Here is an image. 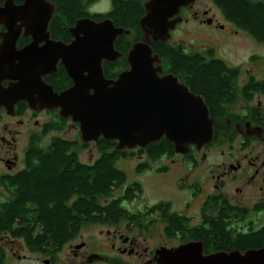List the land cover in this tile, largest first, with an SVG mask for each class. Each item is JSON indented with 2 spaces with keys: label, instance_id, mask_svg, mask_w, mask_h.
<instances>
[{
  "label": "trees",
  "instance_id": "16d2710c",
  "mask_svg": "<svg viewBox=\"0 0 264 264\" xmlns=\"http://www.w3.org/2000/svg\"><path fill=\"white\" fill-rule=\"evenodd\" d=\"M87 1L89 4L95 0ZM144 1H114L116 8L111 18L118 24L131 25L136 31L132 37L123 36L114 42L115 49L122 53L141 40L142 33L137 28V20L143 12ZM213 1L227 20L264 43V0ZM54 3L56 13L52 22L57 29L55 36L62 38L63 34L57 32L60 23L65 15L67 19H73L82 14L81 0H54ZM151 47L153 53L159 54L163 71L177 76L189 90L201 95L208 105L209 114L215 119L212 143L219 140L218 137L224 138L228 131H236L228 125L226 119L231 121L233 117L245 118L231 114L227 106L235 103L238 96L251 102L256 94L264 95V79H258L246 69V80L239 87L237 81L241 76V67L227 65L211 47L202 52H188L182 43L173 44L169 41L153 42ZM124 56L115 62H103L102 69L107 78L115 77L120 69L126 67ZM61 77L66 79L64 72L59 69L57 74L45 77V80L55 90H61L70 84L68 81L64 84ZM25 109L27 105L20 102L14 110L21 115ZM48 113L51 119L42 123L39 132H32L27 138L23 167L0 175V234L7 233L12 238L20 239L31 250L42 245L59 249L86 225H111L126 220L140 229H147L151 222H147L146 217L150 212L159 211L162 217L172 218L163 229L168 237L176 235L181 243L200 240L203 242L204 253L264 247V225L248 234L239 232L236 237H232V233L237 230L229 227L224 218L244 216L245 212L237 207L221 209L215 214L218 219L203 215L206 220L194 226L190 225L188 217L171 213L170 204L162 200L137 212L128 211L123 206V199L134 198L140 194L141 188L134 182L125 188L122 197L112 198L113 190L127 180L125 172L116 167L117 160L133 158L135 154L145 155L147 161L137 164L135 168L138 172L151 169L152 163L158 158L175 155L173 144L162 138L145 148L119 150L115 141L100 137L93 144L98 152L97 158L92 163H84L79 157L88 145L79 139H67L56 134L46 145L41 144L47 133L61 132L70 123L57 112ZM250 113L252 122L264 121L259 107L252 108ZM237 119L234 121L241 126Z\"/></svg>",
  "mask_w": 264,
  "mask_h": 264
},
{
  "label": "water",
  "instance_id": "95a60500",
  "mask_svg": "<svg viewBox=\"0 0 264 264\" xmlns=\"http://www.w3.org/2000/svg\"><path fill=\"white\" fill-rule=\"evenodd\" d=\"M193 1H147L140 20L143 37L125 54L129 68L109 79L102 64L124 56L114 42L129 30L110 19H80L70 29L74 39L65 44L49 38L53 8L47 1L25 0L16 6L5 0L0 7V25L6 29L0 43V108L11 116L19 102L33 111L57 109L62 118L78 125L81 142L95 144L102 137L115 141L119 150L145 148L162 138L179 155L189 154L190 147L208 146L215 132L208 105L173 73H163L159 54L151 47L169 39L170 29L181 20L170 18ZM22 30L33 40L17 49ZM58 62L72 82L60 92L44 80L56 72ZM245 126L250 134L251 125ZM153 255L144 264H264V247L204 253L200 240L162 245Z\"/></svg>",
  "mask_w": 264,
  "mask_h": 264
},
{
  "label": "flooded vegetation",
  "instance_id": "af4514ba",
  "mask_svg": "<svg viewBox=\"0 0 264 264\" xmlns=\"http://www.w3.org/2000/svg\"><path fill=\"white\" fill-rule=\"evenodd\" d=\"M45 1H47V3H49L50 6L53 8L52 17L49 20L48 25H47V31H48L47 33L49 34V38L52 40L62 41L65 44L70 43L74 39V37L72 36L70 32V29H72L76 25L77 21L80 19H90L95 22H101L105 19H110L113 21L114 26L123 27L125 30H129L128 34L118 36L116 38V42H117V39L120 37H123V36L132 37L136 33L134 27H132L131 25L126 26V25L118 24L115 19L111 18V15L114 13L115 8H116L115 2H114L115 0H95L91 3L89 2V4L87 0H81L80 6L82 7V12H81L82 14L77 15V18L75 17L73 19H67L66 15L64 16L63 14L62 17L64 16V19H62L63 21L60 23V27L57 31L60 34H63L62 35L63 37L62 38L56 37L55 36V34L57 35V33H55V31L57 30L56 25L55 23L52 22V19L56 13V8H55L56 4L54 3V0H45ZM105 1H109L108 7L102 6V4ZM147 1L149 0H146L142 3L143 12L139 14V18L137 20V28L142 33L141 39L143 37V29L140 26V20L142 17H144L146 13L145 3ZM198 1H202V0H195L193 1V3L189 4L188 6L180 7V10L177 12V14H175L174 16L170 18V20H174V19H177V17H181V20L174 24L173 29H170V34L172 31L176 29V27H178V25H183V24L190 23V22L196 23L199 26H208L213 29L217 28L221 30V32L224 33L228 31L227 30L228 28L222 24H219L216 21L217 13L219 14V16L222 17L223 20H225L227 24L232 25L231 30L233 31V33L238 34L241 32H244V33L247 32L242 27L240 28L238 25H235L234 23L227 20L215 1L209 0L212 2V6L209 7L208 9H205V8L201 9L200 6H197ZM12 2L14 5L20 6L25 3V0H12ZM101 2H102L101 4L102 7L98 8L97 5H99ZM4 4H5V0H0V7L4 6ZM212 11L214 12L212 13ZM95 16L97 17L101 16V17L100 19H96L94 18ZM5 32H6L5 27L3 25H0V43L2 41V33H5ZM19 34L20 36L18 37L17 43L15 45L17 49H20L22 46L28 44L29 42L33 40L32 36L30 35L24 36L23 30ZM166 41H168V39ZM257 42L260 43L259 41ZM122 47L124 48V46ZM126 53L127 51L123 53V55H125ZM124 60L126 62V67L120 69L119 73L129 68L127 61H126V55L124 56ZM59 69H61L64 72V76L66 77V79L61 77L62 82L66 84L65 82L68 81V83L70 84L61 90H55L54 86L50 84L53 86L54 90L57 92L63 91L72 85L71 79L68 77L66 71L64 70V67L62 66L60 62L57 63V69L55 70L56 72L44 76V80H45V77H50V76H54L55 74H57ZM163 73L167 74L169 72L165 73L163 71ZM117 75L113 78H116ZM109 79H112V78H109ZM4 84H6V81L3 82V85ZM25 104L27 105V103ZM25 110L26 111L23 112L21 115L16 114V111H15V115L11 116L6 113L3 107H1L0 108V111H1L0 122L2 121V115L4 112L8 116H10L11 119L12 118L17 119V122L19 124L21 123L20 121H22L19 118H22L23 116H25L28 111L32 113L33 115H36L38 112H42V111L30 110L28 105H27V109ZM43 111L49 115L48 120H50L52 116L48 113V110H43ZM51 111L57 112V114L59 115L57 109L51 110ZM262 114L264 117V112ZM235 119L237 118L233 117L231 121L226 119V122L228 123V125L232 126L236 130L239 137L242 139L241 140L242 148L246 149L250 147L251 145L253 146V143H258V142L264 144V121H261V122L253 121L249 124L244 119L239 118L236 121L241 122L242 125L240 126L238 123L234 121ZM48 120H46L45 122H47ZM72 124L78 127L77 124L75 123H72ZM245 124L251 125V127L248 129V132L250 134L246 132ZM66 128L64 130H66ZM0 130H1V133H0V163L4 165L7 169H12V167H16L17 166L16 164H18L19 162L18 160L19 157L16 156L17 148L15 144L17 141L16 137L20 136L19 135L20 132L14 131V129L10 128L6 123L3 125L0 124ZM50 133H56V132H50ZM29 134L27 135L29 136ZM48 134L49 133H47V135ZM197 150L198 149H195L194 147H190L189 154L187 155H179L174 152L175 155L171 157H160L152 163L151 167L163 158L167 160H171V158L179 156L180 159L186 160L185 163L189 167L195 168L197 162L195 163V156H194V153L192 152L197 151ZM204 157L205 156L203 155V158ZM139 158L140 159L137 162V164L147 161L146 156L144 157L142 155ZM152 168L139 171V172L136 169V172L140 174V173L146 172L147 170L151 171L153 170ZM159 168L160 170L158 171ZM167 170H168L167 167L158 165L156 166L155 172L157 176H161V175H165L167 173ZM209 170L211 171V177L214 179L213 185H212L213 191L210 192V194H206L204 196L203 204L204 205L206 204L205 207H207V209L211 211L210 217L212 219H218L219 217L215 216V214L218 213L221 209L237 207V209L245 212L244 216L240 215V216H236V218L234 216L229 217V218H224V221L229 223V227L237 230L232 233V237H236L237 233L239 232L243 234H248L251 230H257L259 228H262V226L264 225V221H263V217L262 216L260 217V215L264 214V151L249 149L245 153H243V155L239 159L235 157L234 158L229 157V158L223 159L220 163H216L214 165L209 164ZM134 182H137L140 185V188L142 189V185L139 181H135V180L132 182L126 181L125 183H123L122 185H120L119 187L113 190V193L116 192L117 190H120L121 193H119L120 195H116V196L112 193V198L122 197L123 195L122 192H124L125 188L129 184H132ZM182 187L179 186V189L180 188L182 189ZM188 187L190 188L191 186H188ZM183 190L185 189L183 188ZM139 195L140 194L138 193L137 196H135L132 199H129V197L124 198L122 201L123 206L128 211H130V208H128L127 205H129V203H133ZM196 196L197 194L195 192H193L191 195L192 198H195ZM162 201H166L170 204L171 213H176L178 215L188 217L189 223L192 226L199 225V223H201L203 220L204 221L206 220L202 218L200 219V221L194 223L192 215H187L185 213L184 214L179 213L178 211L174 210V206L170 201L168 200H162ZM223 203H225V205ZM148 207L146 206L145 208H148ZM187 208H188V205L185 207V211ZM146 218H148L147 222L148 221L151 222V224L148 225L147 229H149V227L152 226L156 222V220L160 219V221H162L164 225V228L165 226H168V224L170 223L169 220L170 219L172 220V218L162 217L161 212L159 211L150 212ZM211 218H208L207 220ZM100 225H109L110 227H112L111 231L110 229H107L105 231L107 232V234L109 235L112 241L109 244H103L105 246L98 245L96 243H89L86 241H82L81 233L78 232V234L75 237L71 238L66 243L61 245L59 249H53L45 245H42L40 247H37V249L35 250H31L20 239L12 238L11 236H8L7 233H3V236H5L7 239L5 242L0 240V264H28L30 262H36L40 264H62V261H61L62 254L65 255V259H66L65 261L67 264H138L135 262L122 259L121 255L127 254V256H138V255L141 256L140 251H139L140 249L136 248V241L134 237H129V235L127 234L129 231H125L127 230V228L128 229L131 228L132 230H135V229H139V227L135 226V224L132 222L129 223L126 220H121L118 223L111 224V225L110 224H100ZM164 235L167 240L177 238L176 235L172 237H168L165 233ZM2 238L4 237L0 236V239ZM179 244H182V243L179 242L177 245ZM177 245H174V246H177ZM104 247H109V250L106 251ZM153 254H154V250L150 252V255L147 254L148 257L145 259V262L150 261V259H152L154 256ZM150 264H156V263L152 262Z\"/></svg>",
  "mask_w": 264,
  "mask_h": 264
},
{
  "label": "rangeland",
  "instance_id": "374dc122",
  "mask_svg": "<svg viewBox=\"0 0 264 264\" xmlns=\"http://www.w3.org/2000/svg\"><path fill=\"white\" fill-rule=\"evenodd\" d=\"M102 2L97 5L98 8L102 6L108 7L109 1H105L102 6ZM197 6L200 8L208 9L212 6V2L209 0L198 1ZM96 7V6H95ZM214 11H212L213 13ZM216 21L219 24L226 26L228 31L221 32L219 29H213L208 26H199L196 23L190 22L183 25H178L174 31L171 32L168 41L173 44L182 43L185 50L188 52L199 51L202 52L204 49L213 48L216 51V56L221 58L229 66H240L242 69L241 76L237 83L240 87L246 80L245 70L256 76L258 79H264V43H258L255 39L250 37L246 32L233 33L231 26L222 19L217 13ZM230 27V28H229ZM259 107L264 112V95L256 94L252 101L242 100L240 96L237 97L235 103L231 106H227L228 111L231 114L242 115L247 123H251L250 111L252 108ZM22 121L19 124L17 119L10 118L5 112L2 115L1 125L7 124L14 131L20 132L16 137V156L19 157V162L16 167L7 169L0 163V175L2 173H12L17 169L23 167V156L24 150L27 143V134L32 132H39L43 121L49 119V115L42 111L33 115L29 111L25 116L19 118ZM1 133V130H0ZM60 135L67 139H80V133L77 126L69 123L66 130L58 133H49L47 136L42 138L41 144L44 146L49 142V139L53 135ZM219 140L212 143L208 148H201L197 151H193L195 156L196 167H189L185 162L186 160L180 159L179 156L167 160L165 158L159 160L154 164L152 169L146 172L138 174L136 172V164L139 161L141 155L135 154L133 158H123L116 162V167L122 169L127 177L128 182L139 181L142 185L140 195L135 199L133 203H129L128 208L130 211H138L144 209L146 206H151L158 203L160 200H168L173 206L174 210L182 214L192 215L193 222L200 221L204 216H209L211 211L207 207H203V198L206 194H210L213 188V178L211 177V171L209 170V164L214 165L220 163L223 159L229 157H235L239 159L243 153L247 150H263V143H253L248 148L241 147V138L235 131H228V134L224 138L218 137ZM93 142L87 143L88 148L84 149L80 153V160L84 163L93 162L98 155V152L93 145ZM135 150V148H134ZM203 155L205 156L203 158ZM145 157V155H143ZM145 159V158H144ZM17 160V161H18ZM175 161V163H174ZM167 167V173L165 175L157 176L155 169L156 166ZM209 170V171H208ZM179 186L182 189H179ZM188 186H191L190 188ZM183 188L185 190H183ZM195 192L197 196L192 198V193ZM120 190H117L113 194L120 195ZM188 208L185 211V207ZM264 214H261L260 217ZM159 219V218H158ZM164 225L162 221L156 220V222L149 227V229H135L131 228L125 231H129L127 234L129 237H134L136 241V248L140 249L141 256H127L121 255L122 259L127 261L135 262L138 264L145 263V259L150 255V252L161 247L162 245L167 247H174L179 242L177 238L167 240L164 235ZM107 229H112L109 225L100 224H89L86 225L81 232L82 241L89 243H96L98 245L105 246L103 244L111 243V238L105 232ZM0 240L6 241V237ZM80 241V240H79ZM106 251L109 247H104ZM146 251V253H145ZM65 255L62 254V264H67L65 261ZM28 264H40L36 262H30Z\"/></svg>",
  "mask_w": 264,
  "mask_h": 264
}]
</instances>
